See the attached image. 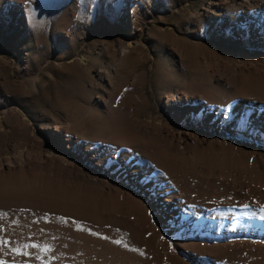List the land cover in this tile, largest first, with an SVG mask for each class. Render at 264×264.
<instances>
[{"label":"rangeland","instance_id":"1","mask_svg":"<svg viewBox=\"0 0 264 264\" xmlns=\"http://www.w3.org/2000/svg\"><path fill=\"white\" fill-rule=\"evenodd\" d=\"M0 264H264V0H0Z\"/></svg>","mask_w":264,"mask_h":264},{"label":"bare ground","instance_id":"2","mask_svg":"<svg viewBox=\"0 0 264 264\" xmlns=\"http://www.w3.org/2000/svg\"><path fill=\"white\" fill-rule=\"evenodd\" d=\"M185 97H187L186 93H185ZM53 129L56 132L61 133V134L65 131V127L63 126V124L61 122H56L55 125H54V127H53ZM69 147H70V145H69ZM124 163L125 164H131V161L129 162L128 160L127 161L124 160ZM26 180H30V179L29 178H26ZM32 182L40 183L42 186L47 185L48 183H51V184L53 183L54 185L55 184H58V183H55V182L50 181V180H47V179H38V178H37V180H34ZM58 185H60V184H58Z\"/></svg>","mask_w":264,"mask_h":264}]
</instances>
